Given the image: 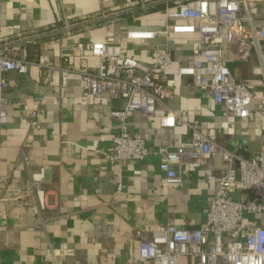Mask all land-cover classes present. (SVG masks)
Segmentation results:
<instances>
[{
  "label": "crops",
  "instance_id": "0c3cea01",
  "mask_svg": "<svg viewBox=\"0 0 264 264\" xmlns=\"http://www.w3.org/2000/svg\"><path fill=\"white\" fill-rule=\"evenodd\" d=\"M127 3L117 0L123 8L119 20L102 22L98 0H0V40L26 46L34 61L44 55L59 64L65 51L78 68L99 60L88 55V48L76 51L74 45L100 41L119 44L133 58L153 63L154 50L129 40L127 33L164 28V8L159 3L142 11ZM63 13L75 24L70 35L61 28ZM256 14L264 24V4ZM168 38L174 61L162 72L173 91L170 106L185 110L204 131L217 129L228 148L252 158L264 145V120L235 119L179 75V67L202 46L197 32L171 31ZM226 55L237 77L252 74L254 57L236 62L231 53ZM9 79V122L0 126V264H149L138 261L137 230L151 232L168 223L193 229L205 221L204 208L226 166L220 155L186 174L182 184L167 183L158 169L160 159L107 158L119 130L111 116L115 103L106 93H85L79 73H71L65 87L57 72L49 76L47 69L39 73L33 65L26 74L10 73ZM34 109L36 126L19 121L20 116L31 119ZM161 114L159 110L147 120L135 112L129 125L155 148L188 137L183 124L161 128ZM23 155L30 159V173L44 172L40 182L31 177ZM37 190L44 192L45 209ZM177 264H193V259L181 257Z\"/></svg>",
  "mask_w": 264,
  "mask_h": 264
},
{
  "label": "built area",
  "instance_id": "2783aa9c",
  "mask_svg": "<svg viewBox=\"0 0 264 264\" xmlns=\"http://www.w3.org/2000/svg\"><path fill=\"white\" fill-rule=\"evenodd\" d=\"M98 2V21L119 20L123 8L117 0ZM159 3L167 21L164 28L127 33L129 40L154 50V62L149 64L130 56L121 45L109 42L74 45L76 51L88 48V55L99 60L98 65L83 64L78 68L65 51L59 64L51 63L44 55L34 61L29 59L26 46L0 40V126L9 122L10 99L6 93L11 85L10 73L26 74L32 65L39 73L45 68L49 76L59 74L62 87L67 86L71 73H79L85 93H106L115 103L111 116L119 122V130L111 153L106 155L112 162L160 159L158 169L170 184H182L186 174L216 156L220 155L226 165L217 175L214 197L204 208L205 221L193 229L168 223L151 232L137 230L138 261L177 264L179 258L188 257L193 264H264V145L248 159L228 148L217 129L202 130L200 122L191 119L185 110L170 106L173 91L168 75L162 72L172 68L174 61L169 32H197L202 46L191 61L179 67V75L190 78L192 85L208 93L216 105L223 106L235 119L264 120V24L256 14L264 0H128L127 6L145 11ZM173 19L192 22L174 24ZM60 21L62 31L70 35L75 24L65 13ZM226 52L236 62L254 57L252 74L237 77ZM123 100L126 104L122 106ZM22 107L29 110L27 105ZM159 110L161 128L183 124L188 137L180 143L155 148L130 127L133 113L152 120ZM31 114V119L20 116L19 121L36 126L37 109ZM22 162L29 171V157L23 155ZM30 175L40 182L44 172ZM37 197L40 208L45 209L44 192L37 190Z\"/></svg>",
  "mask_w": 264,
  "mask_h": 264
},
{
  "label": "water",
  "instance_id": "95a60500",
  "mask_svg": "<svg viewBox=\"0 0 264 264\" xmlns=\"http://www.w3.org/2000/svg\"><path fill=\"white\" fill-rule=\"evenodd\" d=\"M125 104H126V100H123L122 103H121V105L123 106Z\"/></svg>",
  "mask_w": 264,
  "mask_h": 264
}]
</instances>
